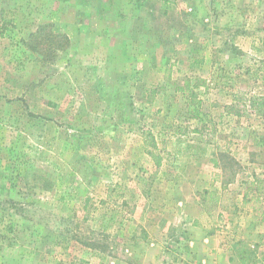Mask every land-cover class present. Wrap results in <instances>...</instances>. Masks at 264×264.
Masks as SVG:
<instances>
[{
  "label": "rangeland",
  "instance_id": "obj_1",
  "mask_svg": "<svg viewBox=\"0 0 264 264\" xmlns=\"http://www.w3.org/2000/svg\"><path fill=\"white\" fill-rule=\"evenodd\" d=\"M111 1L0 0V264H264V0Z\"/></svg>",
  "mask_w": 264,
  "mask_h": 264
},
{
  "label": "crops",
  "instance_id": "obj_2",
  "mask_svg": "<svg viewBox=\"0 0 264 264\" xmlns=\"http://www.w3.org/2000/svg\"><path fill=\"white\" fill-rule=\"evenodd\" d=\"M26 1H34V0H26ZM42 1H47V0H42ZM48 1H52V0H48ZM58 1L79 2L78 5L79 8L75 9L76 13L74 14L73 17L67 16V18L66 17L64 18V16H62L61 20L59 19L58 21L59 25L63 27V30L65 32H68L69 30L71 31V34L68 33V36H70V38L90 39L91 43L97 45L98 42L102 45V43L108 41L109 38L111 39L115 38L116 36H119L121 31L127 29L126 27L127 25L123 27V24H125V22L123 23V21H121L120 19L117 22L121 21L120 24L121 26L115 25L112 19H108L110 16H112L114 7L117 6L121 1H116V3L114 1L109 2V8H107V11L105 10L104 13H101L99 9H101L102 7V2L106 0H58ZM134 2L135 4H143V1H134ZM155 2L156 1H153V3ZM126 4L127 5L130 4L131 6L133 5V1H127ZM89 9L90 12L87 13ZM134 13L135 12L132 13L133 17L130 16L127 17V19L129 20V22H132L133 25H137L138 24V20L136 18L137 13L136 14ZM69 23H71L72 25H70ZM92 52H93L92 49H88L84 53L87 54ZM211 244H212V240L205 238H203L201 241L193 242V245L196 247H205V246H210ZM188 260L209 262L210 260L213 261V258L211 257L210 254H193V255H189L187 259H185L183 264H192L189 263ZM139 262L140 264L141 263L151 264L152 262L154 264H162L159 261V257H156L154 255H143L141 256V260H139Z\"/></svg>",
  "mask_w": 264,
  "mask_h": 264
},
{
  "label": "trees",
  "instance_id": "obj_3",
  "mask_svg": "<svg viewBox=\"0 0 264 264\" xmlns=\"http://www.w3.org/2000/svg\"><path fill=\"white\" fill-rule=\"evenodd\" d=\"M264 140V139H263ZM152 147L153 148H156L157 147V145H156V143L154 142V140L152 139ZM157 165H160V161H157Z\"/></svg>",
  "mask_w": 264,
  "mask_h": 264
}]
</instances>
